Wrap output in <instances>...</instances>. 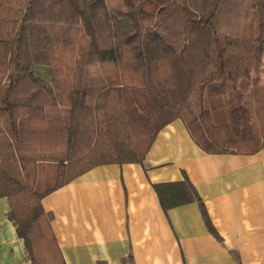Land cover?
Instances as JSON below:
<instances>
[{"label":"trees","instance_id":"16d2710c","mask_svg":"<svg viewBox=\"0 0 264 264\" xmlns=\"http://www.w3.org/2000/svg\"><path fill=\"white\" fill-rule=\"evenodd\" d=\"M263 55L264 0H0V198L28 261L66 264L44 197L99 165L142 163L176 119L207 153L262 149ZM193 187L156 190L166 210L199 202L217 234Z\"/></svg>","mask_w":264,"mask_h":264},{"label":"crops","instance_id":"0c3cea01","mask_svg":"<svg viewBox=\"0 0 264 264\" xmlns=\"http://www.w3.org/2000/svg\"><path fill=\"white\" fill-rule=\"evenodd\" d=\"M91 72L101 80L99 65ZM258 74L264 84V55ZM190 135L176 119L142 163L99 165L44 197L66 264H264V145L213 154ZM187 179L217 234L199 202L161 203L156 185ZM9 208L1 197L0 264H31Z\"/></svg>","mask_w":264,"mask_h":264},{"label":"rangeland","instance_id":"374dc122","mask_svg":"<svg viewBox=\"0 0 264 264\" xmlns=\"http://www.w3.org/2000/svg\"><path fill=\"white\" fill-rule=\"evenodd\" d=\"M84 32H81V34H79V38H78V47L79 50L81 52L86 51L89 46V39L86 37V35H84ZM99 64L98 63H93L92 66L88 69V73L87 74V83L89 85H94L97 84L99 85L100 83V79H99V74L97 73H92L91 70L94 68H97ZM38 68V67H37ZM39 68H43L42 66H39ZM45 68V67H44ZM96 70V69H95ZM259 76V74H257ZM261 80V78L259 77V81ZM262 81H264V79L262 78ZM243 92V104L246 105L247 108H249L252 113L254 114L255 119L253 120V124H252V129H254V134L256 132L259 131L258 126H259V121L257 120V112H258V107L259 103H258V99L256 98V94L257 92V87L254 86H249L247 88H245L244 90H242ZM220 116V113H219Z\"/></svg>","mask_w":264,"mask_h":264}]
</instances>
